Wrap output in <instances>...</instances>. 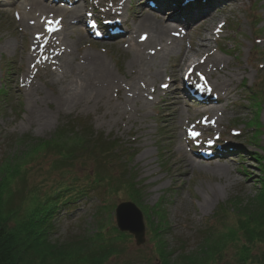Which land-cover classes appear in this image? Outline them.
<instances>
[{"label": "rangeland", "instance_id": "374dc122", "mask_svg": "<svg viewBox=\"0 0 264 264\" xmlns=\"http://www.w3.org/2000/svg\"><path fill=\"white\" fill-rule=\"evenodd\" d=\"M42 1L53 8L59 7L53 5L51 0ZM119 1L123 3L119 17L121 15L125 23L121 21V25L115 28L116 33L109 34L106 39H94V34L88 31L91 30L88 27L89 19L83 17L77 22L66 20L64 26H58L55 38L57 43H62L65 48L67 46L66 50L73 53L75 63L68 65L61 63L66 57L64 53L60 61L54 59L57 67H52L53 74L50 73L51 69L48 71L43 68L34 78L27 77L24 81L23 76L30 57L23 56L28 53L31 41L36 35L35 31H38V28H32L37 23L41 27L46 18L39 16L37 12L28 15L24 21L31 27V30H28L20 19L22 10L13 5L14 0H1L0 212L2 213L0 219L13 220L16 217L15 213L10 217V210L5 208L7 198L12 196V193H15L16 199L22 194L26 195L24 208L27 212L33 209L38 201L44 200L45 192L49 193L48 187L60 176L58 172L51 171L52 157H47L49 155L47 152L51 150L47 149L45 144L55 142L61 134L58 131L61 128L69 136L70 133L63 128V125L73 122L74 119H81L89 127L91 126L92 134H102L104 138L113 141L114 150L108 157L110 169L106 166L105 169L112 171L116 176L121 173L120 183L117 188L110 191L107 198H104L100 190L105 183L103 182L101 185L99 183L92 186L93 189L89 190L86 196L78 197L72 205L60 204L54 213L55 230L52 238L63 241L68 237L87 232L89 236H97L98 242L122 245L123 252L119 249L111 250L106 264H145V260L149 257L151 258L149 264H159L153 257L155 250L152 241L153 232L166 239L164 240L166 250L169 249V255H173L172 259L183 251H196L199 232L207 222L210 221L211 224L216 222L213 214L217 206L235 197L241 201H250L258 193L259 184L264 179V167H261L264 162V99L261 100L259 110L257 104L250 100L251 93L255 91L256 95L260 96V89H264V0H238L235 5L229 4L216 12L217 19L213 21L215 25L213 29H216V32L211 34L208 44L210 54L221 60L225 74H219L216 69L209 74L208 71L207 74H196L195 70L186 69L184 64L177 82L170 87L171 90L177 89L173 99H169L171 95L164 92L158 98L149 94L152 100H149L150 102L143 108H139L142 107V103L137 104V108L130 106L132 111L126 114L128 119L114 117L112 114L105 115V111H108L106 103L101 109L94 105L60 106L59 91L66 89L71 94L79 87L77 70H74L76 64L87 62L93 55L103 58L114 73L115 79L123 84L105 90L106 95L109 94L116 101L121 90L126 93L133 89L134 84L129 76V73L133 72L129 70L130 60L133 58L130 37L133 35V38H137L132 28L133 23L145 13L164 18V11L158 10V0L150 2L149 0H76L73 3L76 6L71 9L83 4V8L89 10L97 4V11H100L101 6L113 2L117 4ZM38 12L43 11L38 9ZM47 14L45 12L43 15ZM165 15L167 16L166 12ZM171 27L177 33L189 35L186 34L187 36L181 40L183 50L193 44L198 35L196 25L192 23L190 25L181 22L172 23ZM177 61L178 56L174 52L162 61L164 81H171L173 72H176ZM187 71L190 75L189 80L197 87L202 88V85H207L203 88V93L189 94L192 86L184 80ZM216 78H219L220 82L227 83L231 78L234 80L227 89H223L217 86ZM140 81L139 78L136 81L138 86ZM213 84L222 96L232 90V94L227 97V105L224 106L225 114L221 118V123H216V126L206 124L205 119L211 115L208 108L196 107L199 100L213 98L205 93L209 92ZM259 99L261 98L257 100ZM172 101L179 103V112L173 119L164 110L168 102ZM163 113L166 115L164 119ZM257 123L261 127L258 126L259 131L256 126H250ZM206 127H209V130H204ZM194 135H198L196 145ZM70 138L75 142L74 134ZM212 139L217 140V144L226 145L224 149L216 148L212 156L219 157L218 150H222L224 158L200 162L202 165L189 167L182 176H177L176 171L172 173L173 164L181 156L177 151L179 144H182L184 151L188 150V153H191L194 151L193 147L195 151L201 147L210 148L209 141L211 142ZM58 143L66 145L67 140H60ZM95 162V160L85 162V166L88 167L87 173ZM208 163H211L210 166H207ZM219 166H229L230 174L223 175L220 171L217 172ZM132 177H135L134 183L139 191L138 199L129 192V186L133 182ZM37 188L40 194L34 195V192L31 194V191ZM126 200L134 203L142 212L145 241L141 245H136L133 236L115 235L117 229L114 209L117 203ZM219 217L220 215L218 219ZM222 217L223 215L221 220L226 218V216ZM230 221L232 219L228 220ZM97 228L102 229L99 234L95 231ZM226 243L235 244L229 241ZM232 245L223 248L225 250L222 258L228 260L234 258L236 251ZM76 253L75 250L62 252L66 257Z\"/></svg>", "mask_w": 264, "mask_h": 264}, {"label": "bare ground", "instance_id": "6f19581e", "mask_svg": "<svg viewBox=\"0 0 264 264\" xmlns=\"http://www.w3.org/2000/svg\"><path fill=\"white\" fill-rule=\"evenodd\" d=\"M75 1L76 0H66V2L72 4L71 7ZM150 1L151 0L148 2ZM237 2L238 0H206L204 2H199L198 0H158V10L164 11V18L153 17L145 13L133 23L132 28L135 30L134 35H137V38H133V35L130 37L133 58L130 60L129 70H133V72L131 71L133 74L129 73V76L130 81L134 84L133 89H130V91L126 93L124 90H121V94H119L116 101H114L109 94L106 95L104 93L105 90L107 91L112 86L123 84L115 79L114 73H112L109 65L103 58L99 55H93L87 62L84 61L83 63L76 64L74 70H77L76 75L78 77L79 87L76 88L77 91L73 90L71 94H69V91L66 89L60 90L58 93L59 99L61 100L60 106L71 104L94 105L98 109H101L104 103H106L108 105V111H105V115L112 114L114 117L117 116L121 119H128L126 114L132 111V106L137 108V104L142 103V107L139 108H143V106H146L150 102L149 100H152L151 96L153 95H156L155 98H158L159 95L164 92L171 95L169 99H173L177 94V89L173 88V90H171L170 87L177 82L179 72L182 70L184 64L186 65V69L191 68L195 70L196 74H207V71L209 74L215 69L218 70L219 74H225L226 72L222 70L221 60L217 56L210 54L208 42L211 34L216 32V29H213L215 28L213 21L217 19L215 17L216 12L219 11V8L223 9L229 6V4L230 6L235 5ZM121 3L122 2L119 1L117 4L113 2L112 4L106 5V7H104L105 14L103 15L101 7L100 11H97V4L89 10L84 9L83 4L78 5L74 9L68 8L69 10H67L61 8L62 6L65 7L64 4H58L60 8H53L45 4L42 0H14L13 5H15L17 9L22 10L20 19L21 22L25 24L26 29L31 30V27L24 22L28 15H33L37 12L39 16H44L46 18L41 27L37 23L32 28L34 29L36 27L38 31H35L37 36L35 35L34 38L32 37L33 39L28 53L26 56H23L24 58L30 57L28 67L23 76L24 81L27 77L34 78L35 74L43 68L46 70L48 69V71L51 69L50 73L53 74L52 67H57V62L54 61V59L60 61L64 53L66 57H64V60H61V63L65 65L75 63V57L72 56L73 53L66 50L68 47L66 46L65 48L62 43L56 42L55 37L58 26H64L66 20L77 22L83 17L85 19L95 18L98 21H95L93 27L100 28L102 34H104V38L109 37V34L112 35L117 32L112 26L118 27V25H121V21L125 23L121 15L119 17L123 8V3ZM38 9H41L43 12H38ZM140 9L143 10L142 7H140ZM45 12L48 14L43 15ZM90 12L91 14H89ZM178 22H182L184 25H190L192 23L196 25L198 31L194 43L188 45L185 50L182 49L181 40L188 34H183L181 32L177 33L175 29L171 27L172 23ZM139 29L142 31H139ZM121 30L124 31V29ZM40 33L42 34L40 35ZM146 43L149 45L145 46ZM172 52L178 56V64L176 72H173V77L171 81L169 80L168 82V80L164 81L162 78V61L167 56L169 57ZM196 58L198 60H196ZM138 78L141 79L140 86H138L136 82ZM219 80V78H216L217 86L227 89L232 84L234 78L230 79V84L229 82H220ZM206 86L205 84L203 87L205 88ZM212 86L213 87L208 90L209 92L205 93L213 97L208 100L214 104L205 105L203 107L208 108L209 110H207L211 112L210 117L205 119L207 123L216 126V123H221V118L225 114L224 106L227 105V97L232 94V90L226 92L225 95L223 94L222 96L217 92V88L214 87V84ZM195 91V94L203 93L201 89L196 88ZM64 95L66 97H64ZM203 103V100H199L198 105L201 106ZM178 106V102L172 101L168 102L167 107L164 109L167 115L172 116L171 119L176 117L177 112H179ZM205 111L206 110H203V112ZM162 117L164 119L166 115L163 113ZM205 129L209 130V128ZM184 130H187V128H184ZM183 148L182 144H179L177 151L181 153V156H179V159L172 167V173L176 171L177 176L185 174L186 171L189 170V167L202 165L200 162H209L213 159L221 158L209 156L210 153H205L208 151L204 152L201 148L195 151L193 147L194 151L191 153H188V150L187 152L184 151ZM243 152H245V150H243ZM219 153H223V151L220 150ZM198 156L201 157L198 159ZM210 164L211 163H208L207 166H210ZM219 171L223 175H229L231 172L229 166H219L217 172Z\"/></svg>", "mask_w": 264, "mask_h": 264}, {"label": "trees", "instance_id": "16d2710c", "mask_svg": "<svg viewBox=\"0 0 264 264\" xmlns=\"http://www.w3.org/2000/svg\"><path fill=\"white\" fill-rule=\"evenodd\" d=\"M260 91L259 98L263 100L264 89ZM260 102L256 101L255 104ZM90 127L84 120L74 119L73 122L63 125V128L70 133L69 136L61 128L58 130L61 134L55 142H46V148L51 150L47 152L49 154L47 157H52L51 171L58 172L60 176L52 181V185L48 187L49 193L45 192L44 200L38 202L36 200L37 205L27 212L24 208L27 198L25 194L16 199L15 193H12V196L7 198L5 208L10 210V217L13 213L16 217L13 220L0 219V264H106L111 250L119 249L123 252L122 245L98 242L97 236H89L87 232L68 237L63 241L52 238L55 230L54 213L60 204L72 205L78 197L86 196L87 192L93 189L92 186L99 183L101 185L103 182L105 183L100 190L104 198H107L110 191L117 188L120 183L121 173L116 176L112 171L105 169V166L110 169L108 157L114 150L113 141L104 138L102 134H92ZM73 134L76 137L75 142L70 138ZM60 140H67V144L58 143ZM93 160L96 161L95 165L90 168L91 173H87L88 167L85 166V162H93ZM33 192L34 195L40 194L38 188L31 191V194ZM129 192L138 199L139 191L134 182L130 184ZM262 212H264V182L250 201H241L235 197L217 206L213 214L216 222L212 224L210 221L207 222L199 232L198 238L201 240L196 251H183L172 259L173 255H169V249L166 250L164 243L166 239L153 232L152 241L155 248L153 257L159 264H264ZM1 213L2 211L0 215ZM218 215H220L219 219ZM222 215L226 216L223 220H221ZM229 219L232 221L228 222ZM9 222L11 224H8ZM101 230L97 228L95 231L100 233ZM115 235L127 236L118 231ZM227 241L235 244L226 243ZM180 243L183 245L182 241ZM228 245H232L236 251L234 255L232 254L234 258L229 260L222 258L225 250L223 248H227ZM64 250H75L77 253L66 257L62 254Z\"/></svg>", "mask_w": 264, "mask_h": 264}, {"label": "water", "instance_id": "95a60500", "mask_svg": "<svg viewBox=\"0 0 264 264\" xmlns=\"http://www.w3.org/2000/svg\"><path fill=\"white\" fill-rule=\"evenodd\" d=\"M116 222L121 231H129L137 245L144 242V224L141 212L131 203H121L116 208Z\"/></svg>", "mask_w": 264, "mask_h": 264}]
</instances>
